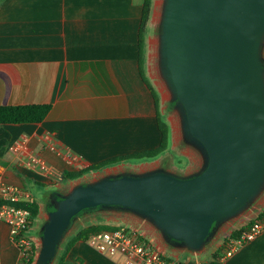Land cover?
<instances>
[{
  "label": "crops",
  "instance_id": "0c3cea01",
  "mask_svg": "<svg viewBox=\"0 0 264 264\" xmlns=\"http://www.w3.org/2000/svg\"><path fill=\"white\" fill-rule=\"evenodd\" d=\"M158 3L159 0H151L143 67L159 97L158 112L167 125V147L153 157L125 158L87 170L78 178L64 179L65 171L77 169L66 166L45 145L47 132H52L64 148L80 156L85 168L150 150L159 144L157 109L138 70V29L143 0H0V105H51L41 122L0 125V187L13 185L21 192L20 200L38 205V214L30 227L35 259L48 212L58 198L80 184V179L91 176L95 180L101 172L108 176L153 170L187 177L203 166L202 154L185 140L182 127L176 134L171 121L165 118L158 79L151 72V49L159 39L153 36ZM22 138L27 141L28 151L41 155L50 166V176L19 162L20 155L11 151L10 145ZM262 210L255 211L249 220ZM137 222L141 232L166 255L175 259L183 255L182 264H207L225 237L247 223L232 230L225 228L230 224H225L223 227L229 232L221 243L190 250L167 240L145 218L139 216ZM93 253L98 258L88 263L86 258ZM187 253L191 257L186 258ZM18 261L19 249L9 227L0 221V264H18ZM64 261L120 264L96 252L86 241L75 242ZM218 262L264 264V230Z\"/></svg>",
  "mask_w": 264,
  "mask_h": 264
},
{
  "label": "water",
  "instance_id": "95a60500",
  "mask_svg": "<svg viewBox=\"0 0 264 264\" xmlns=\"http://www.w3.org/2000/svg\"><path fill=\"white\" fill-rule=\"evenodd\" d=\"M159 71L202 168L121 173L80 183L58 198L35 264H50L74 217L121 208L190 250L241 212L264 184V0H163Z\"/></svg>",
  "mask_w": 264,
  "mask_h": 264
},
{
  "label": "built area",
  "instance_id": "2783aa9c",
  "mask_svg": "<svg viewBox=\"0 0 264 264\" xmlns=\"http://www.w3.org/2000/svg\"><path fill=\"white\" fill-rule=\"evenodd\" d=\"M44 143L62 158L66 166L77 170L86 169L82 167L80 156L64 148L52 132L44 135ZM10 149L20 155L19 162L27 168L49 176L52 174V169L41 155L28 151L25 138L11 144ZM20 196L21 192L17 187L10 184L1 185L0 221L9 227L10 236L19 249L18 264H32L36 250L30 234V212L14 205L20 200ZM262 230L264 216L254 220L238 236L228 237L219 259L231 256L239 246L255 238ZM85 241L96 252L108 258H117L120 264H182L178 259L162 252L143 232L133 227L119 226L116 229L91 233Z\"/></svg>",
  "mask_w": 264,
  "mask_h": 264
},
{
  "label": "trees",
  "instance_id": "16d2710c",
  "mask_svg": "<svg viewBox=\"0 0 264 264\" xmlns=\"http://www.w3.org/2000/svg\"><path fill=\"white\" fill-rule=\"evenodd\" d=\"M151 7V0H143L142 4V12H141V20L139 24L138 29V70L139 74L143 80V82L147 85L148 89L150 90L154 102L155 107L157 109V127L160 132V140L157 147L150 149V150H144L140 152H136L127 156L119 157V158H113L111 160H107L106 162H103L101 164L91 165L90 167L86 169H80V170H69L65 171L63 174L64 179H75L80 177L85 171L91 170V169H98L101 166L108 164V163H114L121 159L125 158H143V157H153L158 155L160 152H162L167 147V125L164 121L161 120L160 114L158 112V102L159 97L155 89L150 84L149 80L147 79L145 75L144 70V36L146 33V26L147 21L149 18V12ZM51 105L50 104H30V105H0V125L1 124H8V123H37L41 122L45 116L47 115ZM17 207H22L25 209H28L30 212V222L32 225L33 220L38 214V205L34 201H28V200H19L14 203ZM262 216H264V209L257 214V216L249 220L245 225L241 226L239 229L233 230L229 233L227 237L223 240L221 245L212 253V260L209 261L207 264H220L218 262V259L220 258V254L222 253L225 245V241L228 239V237H236L241 232L245 231L254 220L260 219ZM119 226L106 224V223H95V224H89L85 227H82L81 229L77 230L64 244L63 253L59 258L58 264H70L68 262L64 261V257L66 253L70 250V248L73 246V244L77 241H85L87 237L91 233L99 232L102 230H112L116 229ZM80 261V260H78Z\"/></svg>",
  "mask_w": 264,
  "mask_h": 264
},
{
  "label": "rangeland",
  "instance_id": "374dc122",
  "mask_svg": "<svg viewBox=\"0 0 264 264\" xmlns=\"http://www.w3.org/2000/svg\"><path fill=\"white\" fill-rule=\"evenodd\" d=\"M161 5H162V0H159L158 3V9H157V15L155 19V31L154 35L155 37L158 38L159 36V20H160V13H161ZM155 39V38H154ZM154 46V47H153ZM152 46L151 49V63H150V68L151 72L156 75L158 79V88L160 89L161 96H162V103L161 105L163 106L164 109V115L165 118L168 119V121H171L172 126L174 127V130L176 134H178V130H180V114L178 110L174 106V102L171 101V94L169 87L167 86V83L165 79L161 78L160 76V71H159V62H158V40L154 45ZM260 55L262 58V61L264 63V40L261 44L260 48ZM165 122V121H164ZM178 147H176V150ZM123 170H128L127 167H123ZM105 173H98L96 174L97 177H103ZM99 178L93 180L90 177L88 178H82L80 179V183H90L93 181L98 180ZM263 204H264V184L263 188L261 191L255 196V198L237 215L233 216L232 218L228 219L224 223L218 224L214 227L211 236L205 243V246L212 248L215 246L217 243H221L222 239L225 236V233L229 232L226 229L230 228L229 230L234 229L235 227L239 226L243 222H247L251 216H253V213L257 211L258 209H263ZM138 218L139 216L135 213H132L128 210L121 209V208H116V207H111V208H96V209H88L80 214H78L76 217L73 218L71 224L69 225L68 229L66 230L62 241L61 245L59 246V251L55 254L52 262L50 264H58L59 262V255L62 250V246L66 239L69 238L71 234L76 232L77 230L81 229L82 227H85L89 224H95V223H106V224H111L115 226H127V227H133L136 228L140 231H142L141 227L138 226ZM39 222V220H38ZM36 224V223H35ZM225 224H230L226 229H224ZM235 230V229H234ZM167 253H170V250H167ZM96 254L93 253L90 255L89 258H86L89 262H92L93 258H98L95 256ZM186 258L191 257L189 253L186 254ZM113 260H116L118 263L119 260L117 258H113ZM179 261H185L183 258V255L178 256ZM35 264V263H34Z\"/></svg>",
  "mask_w": 264,
  "mask_h": 264
}]
</instances>
